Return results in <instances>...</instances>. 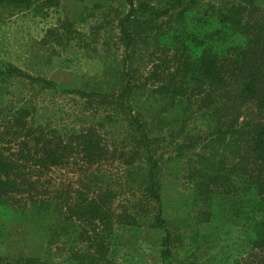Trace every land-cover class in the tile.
<instances>
[{"label":"trees","instance_id":"obj_1","mask_svg":"<svg viewBox=\"0 0 264 264\" xmlns=\"http://www.w3.org/2000/svg\"><path fill=\"white\" fill-rule=\"evenodd\" d=\"M126 3L128 10L117 23L126 59H131L137 44L155 49L149 58L150 84L144 82L140 86L144 105H148L150 112H158L149 122L130 105L133 85L125 81L123 72H129L132 60L124 64L125 59L122 69L116 71L112 89L104 93L85 92L60 87L6 61L10 54L7 37H0V215L7 217L15 206L22 204L18 210H22L20 214L24 217L39 215L41 210L58 216L63 235L69 233V226L75 227L73 232L80 247L67 251L58 264H121L111 261L109 256L114 228L135 223L131 214L115 209L116 194L99 180L103 175L99 170L109 150L97 127L89 125L62 134L57 129L26 121L20 115L23 107L15 112L5 98L7 84L23 80L43 89L97 100L99 105L111 106L115 116L124 117L131 128L134 155L141 161L139 169L146 184L143 191L156 205L155 221L164 232L162 264H184L202 247L207 249L206 244L214 242L218 235H179V228L184 225L174 216L164 217L159 175L164 165L193 150L198 142L194 139L198 138L176 143L175 156L165 159L162 152L158 154L156 137L165 125L171 126L179 118L175 115L170 121L162 115L169 107L185 110V101L202 96L208 104L213 102L238 112L230 124L211 116L201 117L207 126L216 125L215 130L229 145L235 163L230 169H222L220 162L196 154L198 166L189 173L194 184L193 200L212 209L214 199L231 192L236 195L238 215L245 200L242 193L248 195L253 211L263 216L248 225V251L232 264H264V0H126ZM56 6L54 0H0V8L10 9L12 16L29 12L31 17L43 19ZM52 37L60 44L62 36L53 28L45 32L43 44H50ZM68 38L64 40L69 42ZM62 63L59 66L63 69L75 64L71 59ZM158 101L165 107H156ZM240 117L242 120L238 121ZM195 122L196 128L201 129V122L197 119ZM56 170L77 177L75 186L52 184L51 174ZM46 185L52 189L47 191ZM46 230L49 235L52 233ZM44 231L40 230V235H47ZM9 260L0 258V264H56L37 250Z\"/></svg>","mask_w":264,"mask_h":264},{"label":"rangeland","instance_id":"obj_2","mask_svg":"<svg viewBox=\"0 0 264 264\" xmlns=\"http://www.w3.org/2000/svg\"><path fill=\"white\" fill-rule=\"evenodd\" d=\"M54 1L57 8L50 10L43 19L31 17L29 12L12 16L10 9L0 8V37H7L10 51L6 61L27 74L44 77L60 87L85 92L109 91L113 88L116 71L122 69L126 59L117 27L118 21L128 10L126 0ZM49 28L56 29V34L62 36L60 44L56 37L51 38L50 44H43V37ZM66 38L69 42L64 40ZM152 52H155L153 47L146 49L143 44H137L130 55L131 59L127 58L124 63L132 60L131 69L128 73L123 72L125 81L133 85L130 103L133 111L139 112L148 122L158 112H150L148 105H144L145 96L140 95L143 91L140 86L144 82L147 86L150 84L147 77ZM67 59L75 64L69 69L61 68L59 65ZM6 90L8 94L5 98L12 110L17 112L19 107H23L20 115L28 122L57 129L62 134L80 131L89 125L97 127L109 150L108 158L99 170L103 174L99 180L116 194L115 209L131 214L135 219L133 225L114 228L110 259L121 264H162L160 252L164 232L155 221L156 205L148 200L143 191L146 184L143 171L139 169L141 161L134 155V146L130 141L131 128L124 117L115 116L111 106L99 105L97 100L89 101L61 90L43 89L23 80L10 81ZM206 102L202 96H196L190 102L185 101V110L177 105V108L169 107L162 114L170 121L175 119V115L179 117L171 126L165 125L156 137L160 148L158 154L162 152L165 159L175 156L176 143L198 138L194 139L198 142L193 150L163 166L159 175L163 211L165 218L174 216L173 219L184 225L179 228L181 236L201 233L218 235L214 242L206 244V247L209 246L207 249L202 247L184 264H232L248 251V225L260 220L263 215L253 211V204L244 193V205H241L242 211L238 215L235 213L239 206L236 195L231 192L221 196V199H214L212 209L193 200L194 184L189 179V173L198 166L196 154L220 162L222 169H230L235 163L229 145L222 141L215 130L216 125L207 126L201 117L211 116L214 120L220 119L230 124L238 112ZM156 107H165V104L158 101ZM196 119L201 122V129L196 128ZM241 120L240 117L238 121ZM132 155L134 158H131ZM131 163L134 166H129ZM51 176V183L61 187L73 186L77 179L61 170H56ZM45 187L47 191L52 189L49 185ZM20 205L15 206V211L7 217L0 215V258L8 257L12 261L19 255L37 250L58 264L67 251L79 249L73 232L75 227L69 226V233L63 235L58 216L41 210L39 215L24 217L20 214L22 210H18ZM203 213L209 216L206 218L202 216ZM47 228L52 231L50 235L45 232ZM40 230H45L47 235H40Z\"/></svg>","mask_w":264,"mask_h":264}]
</instances>
